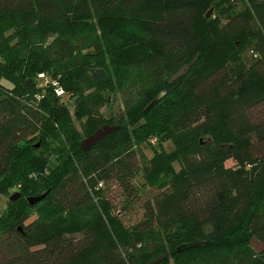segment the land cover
Returning <instances> with one entry per match:
<instances>
[{
  "label": "trees",
  "instance_id": "trees-1",
  "mask_svg": "<svg viewBox=\"0 0 264 264\" xmlns=\"http://www.w3.org/2000/svg\"><path fill=\"white\" fill-rule=\"evenodd\" d=\"M74 118L88 137L118 130L85 152ZM153 138L174 150L148 160L137 147ZM142 168L155 193L126 228L112 202L138 196ZM12 190L0 264H264L250 246L264 242V0H0V195Z\"/></svg>",
  "mask_w": 264,
  "mask_h": 264
},
{
  "label": "rangeland",
  "instance_id": "rangeland-1",
  "mask_svg": "<svg viewBox=\"0 0 264 264\" xmlns=\"http://www.w3.org/2000/svg\"><path fill=\"white\" fill-rule=\"evenodd\" d=\"M208 14H210V16H208ZM216 12L214 10V8H210L207 12V17L210 18L211 16H213L214 18L216 17ZM9 34H13V30L10 31V33H7L6 35ZM7 84L9 87H12L11 84L5 83ZM121 107V100L120 98L117 96L116 99H113V103L112 105L109 107H104L102 108V113L103 114H108L111 115L112 112L119 110ZM74 122L75 125L77 127V129L81 132V134H83V139H87L88 136L85 135L87 129L83 130L80 123L74 118ZM219 132H223L221 129H219ZM155 138L151 139L148 143H143L141 146L137 147V151L138 153H143L146 158H148V160L153 159L155 152H161L162 151V147L165 151H163L164 153L168 152L171 153L174 150V145L171 141H167L165 143H163L162 146H160V144L158 142H156V140H154ZM208 138H202L201 140L203 141V143L207 140ZM83 142V140H82ZM34 143H40V141L36 140L34 141ZM227 166L231 167L234 166L235 163L233 161H227L226 163ZM176 170H179V165L176 164L175 165ZM135 180H139L141 183V186H139V194L136 198H131L128 196H120L118 197V192L115 193V200L114 202H112L114 204V208H113V212L115 214V217L118 218L121 222H123V224L127 227H133L135 224H137L144 215V205L145 203L150 200L153 197V194L155 193V190H153L154 188H152V186L150 185V182H148V180L145 181V173L143 171H140L136 177ZM116 189V188H114ZM113 189V190H114ZM11 194L15 193V190L10 191ZM11 197V196H10ZM10 197L9 196H4V195H0V212H2L5 207L7 206L8 202L10 201ZM114 197V196H113ZM34 210H32L33 212ZM36 218V214H34V216H32V219ZM206 229L211 230V228L209 226H206ZM82 264H86V263H82ZM169 264H174V259H171Z\"/></svg>",
  "mask_w": 264,
  "mask_h": 264
},
{
  "label": "water",
  "instance_id": "water-1",
  "mask_svg": "<svg viewBox=\"0 0 264 264\" xmlns=\"http://www.w3.org/2000/svg\"><path fill=\"white\" fill-rule=\"evenodd\" d=\"M208 16H210V14H208ZM196 61L193 60V62L189 65H185L178 73H176L172 79L171 82H174L175 80L181 78L182 76H184L186 74V72L189 71L190 66H192L194 64V62ZM88 75L90 76V78L97 82V83H102L105 84L108 82L109 80V75L108 73L104 70V69H98V68H91L87 70ZM30 83H32V80H30L27 85H29ZM164 96V93H161L157 98H155L148 106L147 108L144 110V114L148 113L151 109H153L158 102L162 99V97ZM118 130V127H113V126H109V125H105L104 127H102L100 130H98L97 132H95L92 136L88 137L87 139L83 140L82 142V148L85 152L89 151L93 146H95V144L97 142H99L100 140H102L103 138L107 137L108 135L116 132ZM39 146V145H38ZM261 169V165L257 164L255 166H253L250 170L251 173V178L252 180H254L255 178V174L256 172H258ZM20 193H14L12 194V196L10 197L11 201H15L20 197ZM47 194H44L40 197H32V198H28V202L31 205H35L36 203L42 201ZM250 246L257 252V253H262L264 252V242H262L261 240H259L257 237H252L251 242H250ZM187 246H182L180 248H178L177 250L180 251L182 249H184ZM161 258L156 259L152 262H150L149 264H156L160 261Z\"/></svg>",
  "mask_w": 264,
  "mask_h": 264
},
{
  "label": "built area",
  "instance_id": "built-area-1",
  "mask_svg": "<svg viewBox=\"0 0 264 264\" xmlns=\"http://www.w3.org/2000/svg\"><path fill=\"white\" fill-rule=\"evenodd\" d=\"M38 79L40 80L41 85L51 84L55 87V91L58 96H64V90L59 86V81L48 77L46 74H39Z\"/></svg>",
  "mask_w": 264,
  "mask_h": 264
}]
</instances>
